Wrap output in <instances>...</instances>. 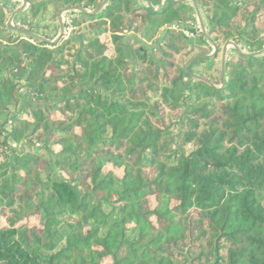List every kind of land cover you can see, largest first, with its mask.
Returning a JSON list of instances; mask_svg holds the SVG:
<instances>
[{
	"label": "trees",
	"instance_id": "16d2710c",
	"mask_svg": "<svg viewBox=\"0 0 264 264\" xmlns=\"http://www.w3.org/2000/svg\"><path fill=\"white\" fill-rule=\"evenodd\" d=\"M26 1L79 19L0 3V264H264V0Z\"/></svg>",
	"mask_w": 264,
	"mask_h": 264
},
{
	"label": "rangeland",
	"instance_id": "374dc122",
	"mask_svg": "<svg viewBox=\"0 0 264 264\" xmlns=\"http://www.w3.org/2000/svg\"><path fill=\"white\" fill-rule=\"evenodd\" d=\"M138 3L140 4H143V0H136ZM143 1V2H142ZM188 3L189 5H191L193 7V9L189 6L187 9H188V14H189V20L185 23H182V25L179 27L181 28L183 31L186 30V31H189L190 33L194 32L195 33V37L194 38H189V37H186L184 36L183 34V31H181V33L183 34V36L189 40H193L194 42L196 43H201L203 44V38L198 36L197 35V32L196 30H203L204 34L208 35V28H209V20L207 19V17L205 16V14L203 13L202 9L199 8V6H197V8L193 5L192 1L188 0ZM10 5H13L12 3ZM28 2L26 4V7L25 9H28ZM22 6V3L19 2L18 4H15L13 5V12L12 14L14 13V11L16 9H18L19 7ZM24 9H22L23 11ZM25 11V10H24ZM90 12H94L95 10H89ZM66 12V9H63L62 11L58 12L56 10V8L53 10V7L50 6L48 11L45 12L44 14L45 15H42V13L38 14V17L34 18L33 20V23L36 24V29H35V32H32L34 34H38V36L42 37L43 39H47L49 40L50 42H54V41H58L60 38H62L64 35L65 37L67 38L71 33L72 31L75 29L74 27H72L70 25V22L72 21L73 17H75L76 19H79L78 15H69V16H65V13ZM199 13V14H198ZM20 15V12L17 13L15 15V18H18V21H19V16ZM61 16H62V19H61ZM32 17V16H31ZM10 19V18H9ZM16 21V22H18ZM67 23H69V26L66 27ZM62 24H63V27H62ZM14 25H17V27H19L18 25L19 24H15ZM87 25H90V23H87V24H84L82 26V29L86 30L87 29ZM185 25H191V26H194V29L196 30H192L190 27L188 26H185ZM22 29H26V28H22ZM88 31V29L86 30V32ZM96 31H98V29H90V31L87 32V36L88 37H92L95 35V33H97ZM44 35V36H42ZM160 34L159 33H155L153 34L151 37H147V38H143L145 40H143L144 42L146 41L147 43H153V39H158V37ZM45 36H47L48 38H46ZM101 39L103 41H106L108 43H110V40H108V36L106 34H103L101 36ZM234 44L233 42H230L227 46H226V52L227 50H229L230 48L234 47ZM239 47V46H238ZM236 48V47H235ZM211 54H213L211 57L214 56L215 52H212ZM223 57H224V54L220 56V58H218V61H220V64H221V67H222V76L224 77L225 76V67L223 68ZM226 57V56H225ZM197 63V60H194L192 62L189 63L188 65V68L190 69V67H192L193 64H195L193 66V69L194 70H197L198 68H200L201 66L199 65H196ZM226 64V62H225ZM192 69V71H193ZM154 99H155V96L153 95ZM170 113V112H169ZM195 148V145H190L189 146V149L192 150Z\"/></svg>",
	"mask_w": 264,
	"mask_h": 264
},
{
	"label": "water",
	"instance_id": "95a60500",
	"mask_svg": "<svg viewBox=\"0 0 264 264\" xmlns=\"http://www.w3.org/2000/svg\"><path fill=\"white\" fill-rule=\"evenodd\" d=\"M5 1H10V0H0V2H5ZM11 1H14V0H11ZM22 1H23V5L14 11V13L11 15V17H10V19H9V21H8V25H9L11 28L15 29L17 32L24 33V34L29 35V36H31V37L42 38V37H40V36H38V35H36V34L30 32V31H27V30H25V29H21L20 27H17L16 25H14V18H15V15H16L17 13L21 12L22 9H25V7H26L27 1H26V0H22ZM108 1H109V0H104L94 12L99 11V10H100V9H101V8H102V7L108 2ZM144 1L147 2V5H148V6H152V4H151L148 0H144ZM194 5H195V7L197 8L198 5L196 4V2H194ZM161 6H162V4L160 5V7H161ZM62 27H63V24H62ZM42 39H43V38H42ZM234 47L237 48L238 46L234 44ZM212 55H213V54H210V55H208L207 57L210 58ZM225 56H226V52H225L224 57H223V68L225 67V62H226V57H225Z\"/></svg>",
	"mask_w": 264,
	"mask_h": 264
},
{
	"label": "built area",
	"instance_id": "2783aa9c",
	"mask_svg": "<svg viewBox=\"0 0 264 264\" xmlns=\"http://www.w3.org/2000/svg\"><path fill=\"white\" fill-rule=\"evenodd\" d=\"M181 31H183V30L181 29ZM201 31H203V30H201ZM183 34H184V36L189 37V38H194L196 36L194 32L190 33L189 31H186V30L183 31Z\"/></svg>",
	"mask_w": 264,
	"mask_h": 264
},
{
	"label": "crops",
	"instance_id": "0c3cea01",
	"mask_svg": "<svg viewBox=\"0 0 264 264\" xmlns=\"http://www.w3.org/2000/svg\"><path fill=\"white\" fill-rule=\"evenodd\" d=\"M14 2H16V4H18L19 2H21L22 3V5H23V1L22 0H14ZM1 3V2H0ZM195 6V5H194ZM199 14V13H198ZM12 15V14H11ZM11 17V16H10ZM14 20H15V18H14Z\"/></svg>",
	"mask_w": 264,
	"mask_h": 264
}]
</instances>
